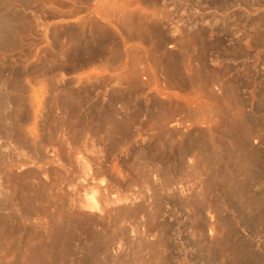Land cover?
I'll return each mask as SVG.
<instances>
[{"label": "rangeland", "instance_id": "1", "mask_svg": "<svg viewBox=\"0 0 264 264\" xmlns=\"http://www.w3.org/2000/svg\"><path fill=\"white\" fill-rule=\"evenodd\" d=\"M81 1L86 6L84 14L87 18L93 20L97 16L94 11H102V22L98 23L102 38L98 52L89 49L79 51L78 54L76 38H69L61 33L69 25L75 29L83 14L65 11L77 6ZM191 1L196 0H30L27 6H24L18 0H8L9 9L18 15L23 28L14 47L0 52V95H5L2 103L0 102V201L5 205V208H0V264H85V230H88L89 221L97 214L95 210L92 212L97 207L95 204L101 207L96 208V212L102 214L108 224L115 219L118 220L115 222L118 223L116 226L120 225V228L125 229V235L119 236L115 244L110 240L108 260L105 264L232 262L229 249L224 247L222 242L225 241L221 239L229 228L226 218L232 219V216H235L232 208L226 206V198L231 191L234 193L238 190H235L238 184H234L236 181L223 184L227 181L221 178L222 175L219 176L221 180L217 176L216 179L212 178L213 173L218 170L217 164L213 158L210 157L213 160H209L207 156L208 162L206 159L207 164L202 167L204 165L200 161L198 145L193 148L195 150L189 152L190 154L185 155L183 149L190 146L193 138H198L203 130L202 125L211 126L214 122L210 115L209 118L208 114L201 113L202 109L199 111L201 103L194 102L200 101L197 99L199 91L196 90H199L204 80L207 81L203 84L204 89H208L207 93L217 90L216 82L213 81V69L231 65L230 71L227 70L228 76L233 74V79L253 81H245L242 89L246 100L245 110L250 115L254 114L251 112L257 105V97L254 99L253 96L257 94V89L264 90V45L259 48H263L262 52L260 51L262 54L259 52L256 57L253 54L256 55L259 49L253 47L248 50L250 53L246 58H236L223 51L221 52L224 56L222 53H212L210 56L209 53L206 60L207 69L210 68L206 72L210 74L205 73L202 61L199 62L203 60L200 50L202 41L193 36L197 35L194 30L209 26L208 22L212 17L209 14H212L214 9L209 7L212 0H199L201 4L193 5L195 12L187 7ZM172 2L176 3L173 5ZM238 2L229 9L218 10L219 12L215 11L214 14L217 26L225 17L231 24L234 19L230 27V40L226 41L229 46L239 37L243 43L251 41L250 37L245 36L248 30L243 31L240 26L243 14L247 16V11L251 8ZM129 3L130 9L126 7ZM261 5H256L255 9L258 6L264 13V4ZM146 7L149 11L141 9ZM136 8L140 9L135 10ZM153 12H156L155 18ZM93 21L88 23L89 30L95 28ZM176 24H179V29L173 33ZM91 41V44H94L95 40ZM195 47H199V50ZM171 56L178 64H175ZM196 68L198 72L201 68L202 76L195 71ZM232 69L235 73H232ZM173 78L176 82H172ZM249 84L252 86H248ZM159 86L163 90L158 89ZM255 87L258 88L254 89ZM204 116L209 118H206L207 121L211 119L213 122L206 123ZM203 119L205 124L201 122ZM192 136L194 137L190 138ZM161 149L166 150L167 153L163 154L166 157H159ZM211 169H214L213 173ZM230 184L235 186L234 189ZM86 186L89 191H86ZM257 187L259 188L258 184L252 189L256 190ZM190 191L192 193H188ZM224 194L227 195L226 198ZM83 199L87 200L89 205L92 201L91 206L94 204L95 208L89 209L91 206L86 205ZM233 202H236V199ZM126 204L133 208L127 207ZM141 205L143 210L140 209ZM108 207L113 212H109ZM112 207L117 209L113 210ZM129 208H136L138 214L136 210H131L132 213L135 211V214H132ZM114 212L117 213L116 216ZM112 213L114 219L111 217ZM58 216L62 220L58 219ZM84 225L86 227L82 228ZM71 228L77 229V232L70 230ZM239 230L241 235L247 236L248 232H244L242 228ZM249 237L252 241L251 249L264 252V230L258 236ZM69 239L74 247L77 246L76 251L79 252L77 254L80 258L78 255L67 257L60 252L59 249L62 250V245ZM116 251L119 254L124 253L125 258L121 261L115 260ZM59 256H62L61 260Z\"/></svg>", "mask_w": 264, "mask_h": 264}, {"label": "bare ground", "instance_id": "2", "mask_svg": "<svg viewBox=\"0 0 264 264\" xmlns=\"http://www.w3.org/2000/svg\"><path fill=\"white\" fill-rule=\"evenodd\" d=\"M20 1L24 6H27V4L30 2V0H18ZM123 1V0H122ZM170 1V0H169ZM179 1V0H178ZM240 2L241 4H244L246 7L248 8H251V10L249 9V11H247L246 8L245 10L248 12L247 16H244L245 14H243V18L242 20L240 21L241 24V28L243 29V31L245 30H248V34L245 35V36H248L249 39H251V41L253 40L254 42L252 43L250 40H247L245 41L246 43H243L241 41V37L237 38L236 41L231 45L229 46V44H226V41L227 40H230L229 38V35L230 33L232 32L231 30V26L233 24V20H232V24L229 23L228 21V18L225 17L223 19V22L221 23H224V24H221L219 26H217L216 24H218L217 22V18H215V11H222V10H225V9H229L232 5H234L236 2ZM127 2V0H126ZM125 2V3H126ZM129 2V0H128ZM158 2V1H157ZM184 2V1H183ZM182 2V3H183ZM190 2V0H189ZM238 2V3H239ZM79 4H77V6H73L72 9H67V11L65 12H77V13H82L83 15L81 16V18L79 19V21L77 22V25L75 26V29L72 28L71 25L67 26L64 30L61 31L62 34H65L66 36H68L69 38H76L75 41H76V52L78 53L79 51H84V50H88L91 49L95 52H98L100 49L99 45H100V38L101 37V33L98 31V23L99 22H102L100 19H102V11H100L99 9L94 11V14H96L97 16L93 18H87V15L84 14L86 13V6H84V2L81 1V2H78ZM121 3V2H120ZM123 3V2H122ZM148 3V2H146ZM160 3V2H159ZM173 3V2H172ZM171 3V4H172ZM176 2L173 3V5L175 4ZM181 3V2H179ZM178 3V4H179ZM195 3H200L199 0H196V1H191V3L189 4V6L187 7H190L192 10H194L193 8H195L193 5H195ZM165 4V3H163ZM162 4V5H163ZM169 4V3H168ZM210 4V8H213L214 12L212 14H209L210 16V22L209 23V26L206 27V26H203V28L201 27L200 29H197V30H194L196 32V34L199 36L197 37L196 36H193V38H195L196 40H201L202 44H201V56H202V59L203 60H199L202 61V66H203V70L205 73L207 74H210V72H206V71H209L208 69L210 68L209 65H208V69H207V55L210 53V56L212 53H215L216 55H219L220 53H222L223 55V52H229L231 55H233V57H242L244 56L246 58V55L248 56L250 51L248 52V50L251 48V50L253 48L255 49H259L261 48L263 45H264V13L262 11H260L259 8L256 7L255 9V6L256 5H263L264 4V0H212ZM237 4V3H236ZM8 0H0V52L1 51H4L6 49H10V48H13L15 43H16V38L19 34V32L22 30L23 28V24H22V21L19 19L18 15L11 11L8 7ZM126 5V4H125ZM177 5V4H176ZM261 5V6H262ZM130 6V3L126 6V7H129ZM157 6V5H156ZM161 6V5H160ZM159 6V7H160ZM164 6V5H163ZM166 6V5H165ZM180 6V5H179ZM178 6V7H179ZM193 6V7H192ZM208 6V5H207ZM242 6V5H241ZM240 6V7H241ZM244 6V7H245ZM142 7V6H141ZM152 7V6H151ZM158 7V6H157ZM177 7V6H176ZM181 7V6H180ZM175 8V7H174ZM189 8V9H190ZM201 8V7H200ZM263 9V7H261ZM130 9V7H129ZM137 9H140V8H136L135 10ZM141 9H146V11L149 9L146 8H141ZM152 9V8H151ZM158 10V8H156ZM155 9V10H156ZM167 9V8H165ZM165 9H163L165 11ZM171 9V8H170ZM176 9V8H175ZM188 9V10H189ZM190 9V10H191ZM126 10V9H125ZM154 10V9H153ZM162 10V11H163ZM189 10V12H190ZM244 10V11H245ZM121 11L123 12V10L121 9ZM145 11V13H146ZM149 11V10H148ZM152 11V10H151ZM161 11V8L160 10ZM163 11V12H164ZM195 11V10H194ZM243 11V12H244ZM258 11V12H256ZM139 13V11H137ZM158 12V11H157ZM167 12V11H166ZM169 12V11H168ZM193 12V11H192ZM196 12V11H195ZM219 12V11H218ZM135 13V12H134ZM143 13V11H142ZM154 13V12H153ZM156 13V12H155ZM155 13H154V18H155ZM223 13V12H222ZM246 13V12H244ZM129 14H130V10H129ZM137 14V13H136ZM144 14V13H143ZM142 14V15H143ZM147 14V13H146ZM145 14V15H146ZM166 14V13H165ZM170 14V13H169ZM195 14V13H194ZM217 14V13H216ZM158 15V14H156ZM233 15V13L231 14ZM237 15V14H236ZM173 16V14H172ZM203 16V15H202ZM229 16V15H228ZM106 17V16H105ZM162 17V16H161ZM167 17V16H166ZM191 17V16H190ZM234 17V15H233ZM232 17V18H233ZM237 17V16H236ZM146 18V17H145ZM153 18V19H154ZM158 18V17H156ZM171 18V17H168V19ZM198 18V17H197ZM241 17H239L240 19ZM105 19V18H104ZM222 19V18H221ZM231 19V18H230ZM93 21V24L92 22L90 24L94 25L95 24V28L94 30L92 29H88L89 26H88V23L89 21ZM100 20V21H99ZM106 20V19H105ZM149 20V19H148ZM155 20V19H154ZM152 20V21H154ZM163 20V18H162ZM164 20H166L164 18ZM171 20V19H170ZM111 21V20H110ZM151 21V22H152ZM173 21V20H172ZM219 21H222V20H219ZM108 22V20L106 21ZM168 22V21H167ZM204 22V21H203ZM238 22V21H236ZM177 23V22H176ZM152 24V23H151ZM171 24V23H170ZM196 24V23H195ZM206 24V23H205ZM239 24V22H238ZM101 25V23H100ZM165 25V23H164ZM179 24H176V26L174 27L175 29L172 30L173 33L177 32V29H179L178 27ZM204 25V24H203ZM236 25V24H235ZM103 26V25H102ZM126 26V25H125ZM193 26V25H192ZM191 26V28H192ZM221 26V28H220ZM239 26V27H240ZM101 27V26H100ZM187 27V26H186ZM195 28V27H194ZM236 28V27H234ZM239 28V29H241ZM104 29V28H103ZM171 29V28H170ZM190 29V28H189ZM241 29V31H242ZM148 30V29H147ZM181 30V29H180ZM234 30V29H233ZM155 31V30H154ZM168 31V30H166ZM193 31V30H191ZM235 31V30H234ZM242 31V32H243ZM159 32V31H158ZM199 32V33H198ZM152 33V32H151ZM163 33V32H162ZM103 34V33H102ZM148 34V33H147ZM191 34V33H190ZM221 34V35H220ZM159 35V34H158ZM164 35V34H163ZM175 35V34H174ZM154 36V35H153ZM160 36L161 33H160ZM165 36V35H164ZM242 36V35H241ZM166 37V36H165ZM164 37V38H165ZM197 37V38H196ZM159 38V37H158ZM247 38V37H246ZM95 40L93 41L94 44H91V40ZM150 39V38H149ZM155 39V38H154ZM153 39V40H154ZM178 39V38H177ZM194 39V40H195ZM163 40V39H161ZM199 40V41H200ZM91 41V42H90ZM151 41V40H150ZM175 41V39H174ZM232 41V40H231ZM90 42V43H89ZM103 42V41H102ZM177 42V41H176ZM163 43H164V40H163ZM200 44V42H199ZM105 45V44H104ZM160 45V44H159ZM164 45V44H163ZM171 45V44H170ZM197 46V44H195ZM102 46V45H101ZM174 46V45H173ZM103 47V46H102ZM176 47V46H175ZM253 47V48H252ZM152 48V47H151ZM197 50H199V47H195ZM102 49V48H101ZM178 49V48H177ZM184 49V48H183ZM257 49V50H258ZM263 49V48H262ZM261 49V50H262ZM146 50V49H145ZM195 50V49H193ZM260 49L258 50V52L256 51V55L253 54L254 57H256L257 55H259L262 51ZM223 51V52H221ZM254 51V50H253ZM261 51V52H260ZM260 52V53H259ZM128 53V52H127ZM187 53V52H186ZM218 53V54H217ZM80 54V53H78ZM214 54V55H215ZM225 54V53H224ZM228 54V53H227ZM262 54V53H261ZM124 55V54H123ZM128 55V54H127ZM252 55V54H251ZM209 56V55H208ZM213 56V55H212ZM224 56V55H223ZM227 56V55H226ZM253 56H250V57H253ZM262 56H264L262 54ZM172 57V56H171ZM243 57V58H244ZM248 57V58H250ZM253 57V58H254ZM261 57V56H259ZM124 58V57H123ZM149 58V57H148ZM167 58V57H166ZM188 58V57H187ZM222 58V57H221ZM230 58V57H228ZM141 59V58H140ZM174 62L176 59H174V57L171 58ZM171 59H170V62H171ZM212 59L211 57L209 58V60ZM224 59V58H223ZM232 59V58H230ZM230 59H228L230 61ZM258 59V58H257ZM143 60V59H142ZM198 60V59H197ZM218 60V58H217ZM234 60V59H233ZM237 60V59H236ZM250 60V59H249ZM195 61V60H194ZM211 61V60H210ZM219 61V60H218ZM232 61V60H231ZM235 61V60H234ZM144 62L146 63V61L144 60ZM160 62V61H159ZM166 62V60H165ZM168 62V64L170 63ZM178 62H180L178 60ZM183 62V61H182ZM181 62V63H182ZM190 62H191V59H190ZM193 62V61H192ZM221 62V60L219 61ZM177 62H175L176 64ZM197 63V62H196ZM210 63V62H209ZM223 63V62H222ZM226 63V62H225ZM127 64V63H126ZM147 64H149L147 62ZM172 64H174L172 62ZM178 64V63H177ZM185 64V63H184ZM217 64V63H216ZM229 64V63H228ZM150 65V64H149ZM181 65V64H180ZM189 65V64H188ZM195 65V64H194ZM193 65V66H194ZM215 65V64H214ZM220 65V63H218V66ZM225 65V64H224ZM153 66V65H151ZM178 66V65H176ZM217 66V65H216ZM233 66V65H232ZM163 67V66H162ZM196 67V65H195ZM224 68L222 67H219V68H216V69H213L212 70V74H213V81L215 80L216 82V87H217V90L214 92V93H211L209 91V93H207L204 89V82H207L204 80V82L202 84H200L201 86H199L200 88H198V85L196 86L199 90H196V91H199L198 94H199V97L198 94L196 95L197 99L199 98V100H196L194 102H197L198 103H201L200 107L198 105V107L200 108L199 111H201L202 114L204 115H207L209 117V115L211 116V119H214V122L210 120L208 121H211L212 125L211 126H204L202 125L203 127H201V132L197 137L193 138L194 136L190 137V138H193L192 141L190 142V146H185L184 149L181 147V149H183V151L185 152V155L187 153H189L190 151L192 152V150H195L193 148H195L197 145V147L199 148L198 150V153L200 152L199 156L201 155V163L204 165L202 167H205V165L207 164L208 162V159L206 158L208 156L209 160H215V164L214 161L213 163L217 166V169L215 172L216 173L214 174L213 171L214 169L212 170V173L214 175V177L212 176V173L210 175V177L212 176V178L216 179V176L218 177L219 179V176H221V178H225V180L227 181V183L223 182L224 179H222L223 181V184H228V182L230 183V181H236L234 184H238L237 186L238 187H235V190L236 192L233 193V191H231L230 195L227 196L225 195V198L226 196L228 198H226V206L228 205V207L232 208V212L235 214V216H232L233 218L232 219H228L226 218V222H227V225L229 226L226 234L222 235V239H224L225 242H222V244L224 243L225 246L224 247H228L227 249H229V255H230V258L232 259H228L229 261L231 260L232 262H228L230 264H264V252H255L254 249L252 250V244L250 241V237L249 236H258L259 234H261L264 230V90L259 88L257 89L256 87L254 89H257L258 92L256 95L253 96L254 97H257V105L253 108V112L251 113H254L253 115H250V113L248 114V112H246L245 110V106H246V100H245V97L243 96V86L245 85V81L243 79V81L239 80V79H233V74L231 76H228L229 75V72H227V70L230 71L231 69V65H226L223 66ZM152 68V67H151ZM177 68V67H176ZM184 68V67H183ZM199 68V66L197 67ZM197 68L195 69V71H197ZM206 70H205V69ZM233 68V67H232ZM243 68V67H242ZM245 68V67H244ZM247 68V66H246ZM250 68V66L248 67ZM155 69V67H154ZM201 69V68H200ZM199 69V74L201 75L200 73V70ZM234 69V68H233ZM232 69V70H233ZM236 69V68H235ZM234 69V70H235ZM176 70V69H175ZM233 70L232 73H235ZM237 70V69H236ZM239 70V69H238ZM241 70V68H240ZM239 70V71H240ZM252 70V69H251ZM194 72V69L192 70ZM211 71V70H210ZM238 71V72H239ZM164 72V71H163ZM187 72V70H186ZM237 72V73H238ZM246 72H251V71H248L246 70ZM165 73V72H164ZM190 73V71H189ZM228 73V74H227ZM195 75V72L193 73ZM203 74V73H202ZM168 75V74H166ZM205 75V74H203ZM238 75V74H237ZM237 75H234L235 78L237 77ZM240 75V74H239ZM238 75V76H239ZM246 75V74H245ZM154 76V75H153ZM152 76V77H153ZM173 76V75H172ZM188 76V75H187ZM192 76V75H190ZM189 76V77H190ZM202 76V75H201ZM178 77V75H177ZM196 77V76H195ZM208 77V76H207ZM211 77V76H210ZM253 77V76H251ZM250 77V78H251ZM156 78V76H155ZM154 78V79H155ZM181 78V76H180ZM184 78V77H183ZM212 78V77H211ZM157 79V78H156ZM187 79V78H186ZM203 79H204V76H203ZM202 79V80H203ZM205 79H206V76H205ZM241 79V78H240ZM248 79V78H247ZM172 82H176L173 79ZM170 80V82H171ZM197 80V79H196ZM199 80V79H198ZM197 80V81H198ZM201 80V81H202ZM254 80V79H253ZM156 81V80H155ZM154 81V82H155ZM158 81V80H157ZM248 81V80H247ZM246 81V82H247ZM160 82V81H159ZM157 82V84L159 83ZM200 82V80H199ZM250 83H252L253 81L250 80L248 81ZM169 83V82H168ZM254 83H255V80H254ZM253 83V84H254ZM190 84V82L188 83ZM180 85V84H179ZM191 85V84H190ZM194 85V84H193ZM192 85V87H193ZM247 85V84H246ZM252 86V84H249L248 86ZM261 85V84H260ZM162 86V85H161ZM164 86V85H163ZM207 86V85H206ZM250 86V87H251ZM259 86V85H258ZM261 87V86H260ZM160 88V86L158 87V89ZM186 88V87H185ZM190 88V87H189ZM162 89V87L160 88ZM196 89V88H195ZM194 89V90H195ZM210 89V88H209ZM163 90V89H162ZM161 90V92H162ZM214 90V89H213ZM255 90V91H257ZM190 92V91H189ZM213 92V91H212ZM252 93V91H250ZM3 92L1 91V94ZM253 93H256V92H253ZM193 94V93H191ZM195 94V93H194ZM189 95V94H188ZM252 95V94H251ZM5 96V95H4ZM4 96L3 95H0V102L2 103V100L4 99ZM190 96V95H189ZM193 96V95H192ZM178 97V95H177ZM187 97V95L185 96ZM191 97V96H190ZM189 98V97H188ZM192 98V97H191ZM189 98V99H191ZM195 99V98H193ZM255 99V98H254ZM187 100V99H186ZM187 102V101H186ZM185 102V103H186ZM192 102V101H191ZM197 103V104H198ZM251 103V102H250ZM249 103V104H250ZM256 104V103H255ZM254 104V105H255ZM197 106V105H196ZM188 107V106H186ZM182 108V106H181ZM198 108V109H199ZM190 109V107H189ZM197 111H194V113H196ZM200 113V112H199ZM191 114V113H190ZM200 117V116H199ZM198 117V118H199ZM205 119H209L208 117L204 116ZM203 117V118H204ZM202 118V117H201ZM200 119V118H199ZM206 119V123H208ZM204 120V119H203ZM200 121V120H199ZM202 123L205 122L204 121H201ZM205 124V123H204ZM260 132V133H259ZM181 133V132H180ZM254 133H256L257 135H255ZM198 135V134H197ZM174 136V135H173ZM176 136V135H175ZM257 137H259V139L257 140ZM181 140V139H180ZM175 143V142H174ZM183 144V143H182ZM185 144V143H184ZM183 144V145H184ZM189 144V143H188ZM175 145V144H174ZM186 145V144H185ZM180 147V146H179ZM196 147V148H197ZM164 148V147H163ZM166 149V148H165ZM162 150V149H161ZM180 150V149H179ZM158 151V149L156 150ZM155 151V152H156ZM166 150H162L160 151L159 153V157L162 158L163 156L166 157L165 152ZM169 151V150H168ZM182 151V152H183ZM197 151V150H196ZM154 152V153H155ZM178 152V151H177ZM197 153V154H198ZM156 154V153H155ZM155 154H153V156H155ZM158 154V153H157ZM161 154V155H160ZM175 154V153H174ZM190 154V153H189ZM171 155V154H170ZM152 156V155H151ZM158 156V155H157ZM168 156V155H167ZM196 156V155H195ZM198 156V155H197ZM196 156V157H197ZM178 157H181V156H178ZM213 159H211V158ZM158 158V157H157ZM159 158V159H160ZM175 158V157H174ZM187 158V157H185ZM197 159V158H196ZM200 159V157H199ZM206 159H207V162H206ZM134 160V159H133ZM155 160V159H154ZM153 160V161H154ZM161 160V159H160ZM171 160V159H170ZM186 160V159H185ZM163 161V160H161ZM199 161V162H200ZM135 162V161H134ZM194 162V161H193ZM212 161H210L211 163ZM144 163V162H143ZM142 163V164H143ZM149 163V162H148ZM171 163V162H170ZM192 163V162H190ZM198 163V162H197ZM134 164V163H133ZM146 164V163H144ZM150 164V163H149ZM153 164V163H152ZM155 164V163H154ZM176 164V163H175ZM200 164V165H202ZM213 164V165H214ZM137 165V164H135ZM178 165V164H177ZM198 165V164H196ZM214 165V167H215ZM140 166V165H139ZM162 166V165H161ZM171 166H172V163H171ZM208 166V165H207ZM142 167V166H141ZM144 167V166H143ZM192 167V166H191ZM99 168V167H98ZM147 168V167H146ZM145 168V169H146ZM151 168V167H150ZM172 168V167H171ZM174 168V167H173ZM210 168V166H209ZM208 168V169H209ZM149 169V168H147ZM146 169V170H147ZM165 169V168H164ZM181 169V168H179ZM207 169V168H206ZM99 170V169H98ZM103 170V169H102ZM144 170V168H143ZM150 170V169H149ZM152 170V168H151ZM178 170V168H177ZM88 171V170H87ZM86 171V172H87ZM105 171V170H104ZM134 171V170H133ZM138 171V170H137ZM148 171V170H147ZM166 171V170H165ZM168 171V170H167ZM166 171V172H167ZM208 171V170H207ZM221 171V172H220ZM86 172H85V175H86ZM103 172V171H102ZM101 172V173H102ZM141 172V171H140ZM151 172V171H150ZM160 172V171H159ZM169 172V171H168ZM174 172V171H173ZM191 172V171H190ZM90 173V172H89ZM99 173V172H98ZM134 173V172H133ZM209 173V171H208ZM88 174V172H87ZM141 174V173H140ZM146 174V173H145ZM144 174V175H145ZM148 174V173H147ZM161 174V173H159ZM195 174V173H194ZM92 175V173H91ZM136 175V174H135ZM143 175V174H142ZM169 175V174H168ZM205 175H208V174H205ZM89 176V175H88ZM101 176V174H100ZM132 176V175H131ZM139 176V175H138ZM125 177V176H124ZM133 177V176H132ZM140 177V176H139ZM144 177V176H143ZM142 177V178H143ZM149 177V176H148ZM186 177V176H185ZM208 177V176H207ZM93 178V177H91ZM100 178V177H98ZM131 178V177H130ZM111 179V178H110ZM115 179V178H114ZM135 179V178H134ZM159 179V178H158ZM164 179V178H163ZM200 179V178H199ZM87 180V179H85ZM95 180V179H94ZM96 180H97V177H96ZM162 180V179H161ZM213 180V179H212ZM221 180V179H219ZM111 181V180H110ZM190 181V180H189ZM113 182V181H112ZM128 182V181H127ZM114 183V182H113ZM118 183V181H117ZM137 183V182H136ZM135 183V184H136ZM159 183V182H158ZM107 184V183H106ZM139 184V183H138ZM168 184H170L168 182ZM259 185V188L254 190L252 189L254 185ZM96 185V183H95ZM109 185V183H108ZM174 185V184H173ZM181 185V184H180ZM231 187H232V184H230ZM73 186V185H72ZM100 186V184L98 185ZM225 186V185H224ZM178 187V186H177ZM202 187V186H201ZM234 187H232L234 189ZM86 191H89L88 190V186H86ZM98 188V187H97ZM230 188V189H232ZM72 189V188H71ZM85 189V188H84ZM91 189V188H90ZM104 189V188H103ZM172 189V188H171ZM213 189V188H212ZM228 188H226V191H227ZM74 190V189H73ZM72 190V191H73ZM150 190V189H149ZM191 190V189H189ZM214 190V189H213ZM71 191V192H72ZM85 191V190H84ZM105 191V190H104ZM118 191V190H117ZM167 191V190H166ZM177 191V190H176ZM76 192V191H75ZM110 192V191H109ZM174 192V191H173ZM187 192V191H186ZM213 192V191H212ZM97 193V191H96ZM188 193H192L191 191L188 192ZM98 194V193H97ZM117 194V193H116ZM154 194V193H152ZM176 194V193H175ZM178 194H179V191H178ZM229 194V193H228ZM234 194V195H233ZM194 195V193H193ZM216 195V193H215ZM219 195V194H218ZM223 195V196H224ZM72 196V195H71ZM92 196V195H91ZM95 196V195H94ZM111 196V195H110ZM177 196V195H176ZM180 196V195H179ZM192 196V195H191ZM235 196L236 198H233ZM70 197V196H69ZM77 197V196H76ZM105 197V196H104ZM172 197V196H171ZM183 197V196H182ZM214 197V196H213ZM74 198V197H73ZM83 198V197H82ZM95 198V197H94ZM108 198V197H107ZM116 198V197H114ZM122 198V196L120 197ZM119 198V199H120ZM167 198V197H166ZM175 198V197H174ZM192 198V197H191ZM195 198V197H194ZM224 198V199H225ZM236 199V202H233V200ZM78 199V198H76ZM76 199H74L76 201ZM81 199V198H80ZM87 199V198H85ZM117 199V200H119ZM73 200V199H72ZM91 200V199H90ZM105 200V199H104ZM109 200H112V199H109ZM120 200H124V199H120ZM119 200V201H120ZM192 200V199H191ZM208 200V199H207ZM85 201L86 205L88 206H91V203H93L92 201L90 202V205L89 203L87 204V200H84L83 199V202ZM87 201V202H86ZM97 201V200H95ZM99 201V200H98ZM97 201V202H98ZM108 201V200H107ZM147 201V200H146ZM221 201V200H220ZM70 202V201H69ZM68 202V203H69ZM81 202V201H80ZM79 202V203H80ZM150 202V201H149ZM148 202V203H149ZM152 202V201H151ZM150 202V203H151ZM193 202V201H192ZM82 203V202H81ZM84 203V204H85ZM4 203H2L0 201V208H5L3 205ZM76 204V203H75ZM140 205V203H137ZM146 204V203H145ZM94 205V204H93ZM92 205V206H93ZM99 209L101 208L100 206H98L99 204H95ZM95 205L94 207L91 206V208L89 207V209L92 210V208H95ZM110 205V203H109ZM115 205V204H114ZM127 207L130 206L128 204H126ZM151 205V204H150ZM160 203H158V207H159ZM77 206V204H76ZM80 206V205H79ZM83 206V205H81ZM113 206V204H112ZM116 206V205H115ZM136 206V205H135ZM134 206V207H135ZM138 206V205H137ZM142 206V205H141ZM140 206V209L143 210L144 207L142 208ZM152 206V205H151ZM224 206V205H223ZM73 207V206H72ZM71 207V210L73 209ZM84 207V206H83ZM131 207V206H130ZM149 207V206H148ZM201 207V206H200ZM7 208V207H6ZM85 208V207H84ZM83 208V209H84ZM96 208L92 210V212H94L95 210V213H97L94 217V219H91L89 221V227H88V230L86 228L85 231H87L86 233V244L84 245L83 248L84 249V252L83 254H86V257H87V262L88 264H96V262L98 264H105L108 260V244H115V240L118 239L119 236L121 235H125V229L123 230L122 228H120L121 226L118 225L119 227L116 226V224L118 223H115V222H118L115 221V219L112 217L114 214L116 216L117 213L114 212V214L112 213L111 217L114 219H112L113 221L110 222L109 221V224L105 221V218L102 214L96 212ZM109 208V207H108ZM114 207H112L113 209ZM117 209V207H115ZM115 208L113 210H115ZM133 208V207H131ZM129 208V210H136L135 209H131ZM146 208V207H145ZM190 208V207H189ZM211 208V207H210ZM82 209V208H81ZM88 209V207H87ZM97 209V211L99 210ZM138 209H139V206H138ZM75 210V208H74ZM90 210V211H91ZM112 211L110 208L108 209V211ZM128 210V209H127ZM140 210V211H141ZM150 210V209H149ZM231 210V209H230ZM77 211V210H76ZM101 211V210H100ZM109 211V212H110ZM137 211V210H136ZM113 212V211H112ZM118 212V211H116ZM122 212V211H121ZM127 212V211H126ZM125 212V214H126ZM151 212V211H150ZM60 213V212H58ZM101 213H103L101 211ZM132 213V211H131ZM232 213V214H233ZM71 214V213H70ZM93 214V213H90V215ZM119 214V213H118ZM132 214H135V211L134 213ZM137 214H138V211H137ZM153 214V213H152ZM199 214V213H198ZM66 215V214H65ZM64 215V216H65ZM73 215V214H72ZM78 215V214H77ZM89 215V216H90ZM94 215V214H93ZM108 215V214H107ZM156 215V214H155ZM55 216V215H54ZM60 216V215H59ZM58 216V219L62 220L61 218H59ZM109 216V215H108ZM119 216V215H118ZM130 216V215H129ZM132 216V215H131ZM135 216V215H134ZM63 217V216H62ZM73 217V216H72ZM92 217V216H91ZM143 217V216H142ZM203 217V216H202ZM71 218V217H70ZM108 218V217H107ZM119 218V217H118ZM200 218V217H199ZM204 218V217H203ZM231 218V217H230ZM57 219V220H58ZM65 219V218H64ZM126 219V218H125ZM133 219V218H132ZM71 221V219H68V221ZM73 220V219H72ZM109 220H111L109 218ZM228 220V221H227ZM67 222V221H66ZM81 222V221H79ZM82 223V222H81ZM121 223V222H120ZM148 223V222H147ZM60 224V223H59ZM70 224V223H69ZM84 224H85V221H84ZM57 225V224H56ZM65 225V224H64ZM75 225V224H74ZM81 225V224H80ZM60 226V225H59ZM214 226V225H213ZM61 227V226H60ZM86 225H84V227L82 228H85ZM139 227V226H138ZM141 227V226H140ZM59 228V227H58ZM57 228V229H58ZM63 228V227H62ZM73 228H75V226H73ZM73 228H71L70 230H72ZM77 229L79 228L76 227ZM81 228V227H80ZM166 228V227H165ZM211 228V226H210ZM244 229V232H248L247 236L245 235H241L240 234V230L239 229ZM61 229V228H60ZM65 229V228H64ZM77 229H73V230H77ZM133 229V228H132ZM141 229V228H140ZM128 230V229H127ZM62 231V230H61ZM65 231V230H64ZM68 231V230H67ZM65 231V232H67ZM82 231V230H80ZM165 231V230H164ZM203 231V230H202ZM60 232V231H58ZM77 232V231H76ZM79 232V231H78ZM206 232V231H205ZM70 232H68L69 234ZM73 233V232H71ZM80 233V232H79ZM84 233V235H85ZM148 233V232H147ZM146 233V234H147ZM160 234V233H159ZM197 234V233H196ZM63 235H65V233H63ZM71 235V234H70ZM75 235V233H74ZM79 235V234H78ZM77 235V236H78ZM83 235V236H84ZM158 235V234H157ZM46 236V235H45ZM62 236V235H61ZM72 236V235H71ZM196 236V235H195ZM63 237H66V236H63ZM69 236H67V239H68ZM85 237V236H84ZM162 237V235H161ZM220 237V236H219ZM218 237V239H220ZM122 238V237H120ZM158 238V237H157ZM59 239V238H58ZM57 239V240H58ZM61 239V238H60ZM73 239V238H72ZM71 239V240H72ZM76 239V238H75ZM74 239V240H75ZM114 239V240H113ZM213 238H211L212 240ZM217 239V238H216ZM62 240V239H61ZM59 240V241H61ZM64 240V238H63ZM62 240V241H63ZM77 240V239H76ZM81 240V239H80ZM110 240L114 241L111 242ZM120 240V239H119ZM128 240V239H127ZM163 240V239H162ZM70 239L68 240L67 243H64V245H62V250H60V252L65 255V256H69V255H72V257L76 256L79 254V252H77V246L74 247V245H72L70 242ZM109 241V243H108ZM186 241V240H185ZM198 241V240H197ZM219 241V240H218ZM217 241V242H218ZM56 239H55V243H56ZM73 242V240H72ZM81 242V241H80ZM84 242V241H83ZM111 242V243H110ZM118 242V241H117ZM205 241H203L204 243ZM75 243V242H74ZM85 243V242H84ZM83 243V244H84ZM120 243V241L118 242ZM122 243V242H121ZM220 243V242H219ZM76 244V243H75ZM164 244V243H163ZM77 245V244H76ZM118 244H116L117 246ZM120 245V244H119ZM126 245V244H125ZM112 245H109V247H111ZM114 246V245H113ZM132 246V245H131ZM162 245H160V248H161ZM165 246H167L165 244ZM115 247V246H114ZM123 247V246H122ZM152 247V246H151ZM219 247V246H218ZM223 247V248H224ZM79 248V247H78ZM82 248V247H81ZM82 248V249H83ZM164 248V247H163ZM168 248V247H167ZM118 249V248H117ZM165 249V248H164ZM170 249V248H169ZM216 249V248H215ZM219 249V248H218ZM121 250H123V248H121ZM126 251H128L127 249H125ZM134 251H137V249H133ZM151 250V249H150ZM163 250V249H161ZM166 250V249H165ZM164 250V251H165ZM118 251V250H117ZM116 251V252H117ZM131 251V250H130ZM222 251V250H221ZM260 251V250H259ZM119 252V251H118ZM116 253L114 256H115V260H122L124 259V253H122V251H120V253L122 254H119V253ZM228 252V251H227ZM52 253L54 254V252L52 251ZM78 253V254H77ZM129 253V252H127ZM133 253V251H132ZM136 253V252H135ZM134 253V254H135ZM139 253V252H138ZM224 253V252H223ZM52 254V255H53ZM165 254V253H164ZM62 255V254H60ZM136 255V254H135ZM150 255V254H149ZM45 256V255H44ZM57 257V255H55ZM85 256V255H84ZM228 256V255H227ZM62 257V256H61ZM61 257L59 256V260H61ZM66 257V258H67ZM79 257V255H78ZM124 257V258H123ZM137 257V256H136ZM216 257V256H215ZM58 258V257H57ZM64 257V259H66ZM80 258V257H79ZM84 258V257H83ZM227 258V257H226ZM78 259V258H77ZM140 259V257H139ZM154 259V258H152ZM166 259V258H165ZM191 259V258H190ZM73 260V258H72ZM75 260V258H74ZM85 260V259H84ZM141 260V259H140ZM168 260V258H167ZM186 260V259H184ZM78 261V260H77ZM86 261V260H85ZM125 260H123L124 262ZM161 261V260H160ZM52 262V261H51ZM69 262V261H68ZM140 262V261H139ZM143 262V261H142ZM141 263V262H140ZM166 264H168L166 261H165ZM164 263V264H165ZM187 263V262H186ZM53 264V263H52ZM130 264V263H129ZM133 264V263H132ZM173 264V263H172Z\"/></svg>", "mask_w": 264, "mask_h": 264}]
</instances>
